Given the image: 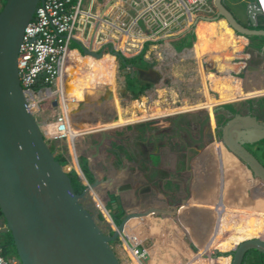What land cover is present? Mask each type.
Listing matches in <instances>:
<instances>
[{"label": "crops", "instance_id": "crops-1", "mask_svg": "<svg viewBox=\"0 0 264 264\" xmlns=\"http://www.w3.org/2000/svg\"><path fill=\"white\" fill-rule=\"evenodd\" d=\"M227 2L229 8L235 12L245 27L264 29L263 16H256L255 23H252L245 14L235 11L237 2L251 5L255 4V0H225L226 4ZM232 37L233 32L224 21L220 20L211 24H199L197 30L178 41L162 43L163 54L161 56L159 54L158 57L150 61L138 58L141 65L132 63L139 69L134 78H130L123 72L128 79L135 80L136 84L132 81L135 86L148 83L151 84L149 89L154 88V92L151 93L148 89L135 97L134 90L129 85L132 82L128 81L127 89L131 94L126 99H122L121 104L116 94L115 80L111 94L113 93L112 107L115 108L116 116L113 114L112 119L106 121V124L96 126H106L105 129H98L89 134H80L79 137L90 136L88 142L83 144L88 147L85 150L82 149L80 157L76 145L75 151L72 144L62 143L67 146L71 157L70 168L81 177L84 186H95L90 192L98 203L100 201L104 205L112 218L116 211L123 212L125 217L128 214L143 212L150 208L169 210L178 208L186 202L188 180L191 177L194 178L192 190L197 192V195L191 200H187V208L183 209L182 213L171 218H150L148 219L149 223L144 226L138 222L145 221L136 219L127 224L125 233L133 244H141L143 239L151 240V245L145 252L146 259L151 260L149 264H153L158 257L164 258L162 255L163 246L168 249V256L172 255V260L182 262L191 257L186 264L197 263L202 259L201 256L204 252L211 249L218 250L220 253L229 250L241 238L247 236L246 232L253 229L258 233L257 230L264 224L263 212L234 208L226 199L223 168L227 167L231 174L236 175L240 171L239 166L231 156L227 155L217 141L199 149L201 140L208 142L209 134H215L216 130L211 128L212 131L205 134L201 130L202 127L200 128L202 123L199 118L195 120L194 117H190L189 111L185 112L189 116H186L187 118L182 123L186 127L188 126L187 128H192L188 134H181L176 130L177 125L181 126L182 124L175 120L173 113L149 117L164 119L166 124L156 122L155 120L158 119L139 122L148 118L126 124L119 123L122 112L126 114L128 111V114L130 112V115L135 113L138 116L144 113L143 110L152 113L158 105L150 108L151 105L147 104L146 96H156L154 93L157 94L159 88H163L161 90L165 92L166 88L173 90L170 96L181 97L182 100L195 95L193 93L195 84H192L189 79L192 75L193 77L197 76L200 84V93L198 94H201L202 99L205 100L195 108L208 107L212 109L213 105L218 102L221 105L233 101L239 102L243 99H247L249 103L246 105L245 111H249L251 105L255 104L264 107V49L258 52L256 46L252 45L254 39L239 41ZM182 46L185 48L181 49ZM172 49L176 50L177 54H173L171 57L165 56L166 53H172ZM228 51L231 55H225L229 53ZM72 53L78 52L72 51ZM214 56H216L215 61L211 62L210 58ZM152 57H154L153 54H149V58ZM106 58L114 57L107 55ZM118 60L123 68L122 59ZM125 61L131 63V60ZM79 63H84L90 68L92 79L93 72L88 63L78 58L77 64ZM207 64L209 65L207 66ZM116 67L114 58L111 67V89L112 72L115 69L116 75ZM207 70L209 71L208 75L206 74ZM220 75H223V79L214 78ZM92 91L94 89L90 87V92ZM217 93H222V95L216 97ZM62 107L66 113L65 106ZM159 109H163V107ZM207 116L210 123L209 113ZM189 123H193V125ZM70 126L73 130L76 129L75 132L94 128L77 129L78 127L72 121ZM48 131L53 132L54 130L49 128ZM70 141L72 142L71 138ZM86 151L89 153L87 154ZM212 159L216 163H212ZM209 169L212 174L208 172ZM215 171L220 174L219 183L216 182V184L213 182L215 181ZM99 190L102 192V196L97 193ZM194 209L203 212L204 217H200L203 226L205 227L206 223H209L210 228L214 229L209 242H205L204 239L198 241V245L203 246L198 256L192 254L183 245L181 237L184 236V233L180 237L178 232L180 227L183 228V224L197 220L196 216H193ZM204 231L205 229H202L203 233ZM203 244L206 245L205 248ZM207 244L209 245L207 246ZM219 261L224 262L223 259Z\"/></svg>", "mask_w": 264, "mask_h": 264}, {"label": "water", "instance_id": "water-1", "mask_svg": "<svg viewBox=\"0 0 264 264\" xmlns=\"http://www.w3.org/2000/svg\"><path fill=\"white\" fill-rule=\"evenodd\" d=\"M43 2L6 0L0 10V213L20 264H121L112 244L120 239L126 224L132 219L171 218L182 213L187 200L197 195L192 190L194 178L188 180L186 202L178 208H150L128 214L116 226L113 236L99 228L80 201L95 186H87L82 194L75 191L69 174L56 159L31 112L21 85L18 57L25 29ZM215 6V18L202 19L201 24L222 20L233 32L232 38L257 39L264 44V29L245 27L225 0H215ZM235 11L245 14L252 23L261 14L255 4L244 2H237ZM228 52L225 55H231ZM83 53L101 57L85 50ZM215 57L210 58L211 62ZM122 64L124 74L134 78L139 69L125 60ZM206 72L208 75L209 71ZM222 76L214 78L223 79ZM246 101L217 106L234 104L220 121L217 107L214 109L217 129L210 141L221 142L264 186V163L255 154V147L264 141V118L255 110L258 105L251 106L249 111L241 109ZM182 114L185 112L175 115ZM200 143V150L209 145L203 139ZM192 212L193 216L203 217L199 209ZM250 253L264 257V239L252 238L237 244L230 256L231 264H246Z\"/></svg>", "mask_w": 264, "mask_h": 264}, {"label": "built area", "instance_id": "built-area-1", "mask_svg": "<svg viewBox=\"0 0 264 264\" xmlns=\"http://www.w3.org/2000/svg\"><path fill=\"white\" fill-rule=\"evenodd\" d=\"M263 1L255 0L257 10L261 11L259 4ZM216 14L215 0H44L25 29L18 57L21 85L31 112L36 117L43 102L62 106L60 95L57 94L58 82L72 51L92 58L96 57L83 53V50L101 55L100 58L110 55L116 60L144 58L150 61L163 54L162 43L180 40L197 30L202 19H213ZM260 15L263 16L262 13ZM149 54L154 57L149 58ZM173 54L177 52L172 49V53H166L165 56L171 57ZM155 98L146 96L147 104L152 103ZM35 104L41 106L39 111H35ZM155 119L159 118L143 121ZM44 124H40V127L48 142L69 143L71 119L67 112L59 113L51 124L57 129L53 135L45 131L49 125L43 127ZM76 140L69 143L75 151ZM71 169L68 167V170ZM94 201L106 221L116 230L104 205L99 199L100 204L95 198ZM150 218L161 217L136 220L147 221ZM196 218L197 220L183 224V228H180L187 237L184 239L188 242V249L198 256L203 248L198 245V241L205 239L206 234L213 233L214 229L210 228L209 223L204 227L200 216ZM1 226L0 224V264H20L17 258L5 256L1 246ZM202 229H205L204 233ZM120 238L129 247L131 252H126L134 263L133 257L143 259L146 248L142 243L133 244L125 229ZM219 253L215 249L208 250L202 254L200 261L209 262Z\"/></svg>", "mask_w": 264, "mask_h": 264}, {"label": "rangeland", "instance_id": "rangeland-1", "mask_svg": "<svg viewBox=\"0 0 264 264\" xmlns=\"http://www.w3.org/2000/svg\"><path fill=\"white\" fill-rule=\"evenodd\" d=\"M5 1L6 0H0V10L2 9ZM228 2H227V5H228ZM199 30H200V28H199ZM253 43L256 44L257 42L254 41ZM183 48H185V46L181 47V49H183ZM106 57H107V55L105 56V58ZM116 66H117L116 67V75H115V69H113V72H112V89L111 90H113V82L116 80V84H115L117 87L116 94H117V96L120 100V103H121L122 99H124V98L126 99L131 94V92L127 89L128 81L129 82L134 81V84H136V82L133 79L132 80L128 79V77L123 74L124 70L121 67L119 60H116ZM189 79H190V82H192V84H195V89H193L194 90L193 93H195V95H192L190 98L186 97V98H184V100H182L181 97L175 98V96L172 95L174 97V99H173V97L170 96L171 95L170 93L173 92V90H169L168 88H166L165 89L166 92H165L164 90H161L163 88H159V92H157V94H156V92L154 93V95H156L154 97H156V98L152 103H150V105H151L150 108H154V107H156V105H158L156 108L159 109L160 107H163L162 110H167V111L169 110L168 112H170V111L176 110L178 108L190 107V108H188V110H183V112L189 111L190 117L197 116L200 120V123H202V119L204 118V114L213 111L214 108L208 109V110H205V109L199 110V108H202V107L195 108L196 106L204 103L205 100L202 99L201 94L200 95L198 94V93H200L199 92V85L200 84L198 83L199 80L197 79V76L195 75L193 77V75H192V76H190ZM210 79H211V81H213L212 77H210ZM64 85H65V94H64V102L63 103L65 106L66 112L68 111V114L71 118L72 123L75 124V126L78 127L79 129L94 126V120L99 119L100 115L101 116L103 115V116L101 117L102 120H100V119L99 120L102 121L103 123H105V121L107 119L104 117V114H101L102 111H105V110L109 111L110 116L112 115V117H113V114L116 116L115 109H113V107H112V102H110L109 105H108V103L104 104L107 99L110 101V98H111V91H110L109 87H106V88L105 87L104 88L103 87H95L94 91L90 92V87L92 86L91 70L86 64H84V63L77 64L76 63V64H74V67L69 66V68L67 69L66 75H65ZM98 85L99 84H97V86ZM129 85H131V84L129 83ZM171 89H173V88H171ZM200 89H201V87H200ZM148 91L153 93L154 88L153 89L151 88ZM212 100H213V98H212ZM79 102H81V103H79ZM41 106H42L41 111L39 114H37L36 119H37L39 125L42 124L43 122H46V124L43 123L44 124L43 127H46L47 125L53 124L55 122V118L57 117V115L59 113L63 112V107L61 105L56 106V105H51L50 103L43 102V103H41ZM99 112H100V115H99ZM162 112H164V111H162ZM178 113H180V111L175 112L173 114L175 115ZM125 115H128L129 117L133 116V114L130 115V112L128 114V111L126 112ZM142 116H143V114H141V116H138V117H142ZM174 117H176V115ZM163 120L164 119H162V120L158 119L155 121L158 123L159 122L164 123ZM210 123H209V119H208V122L203 127L205 134H207L208 132H211L213 129ZM108 124L111 125V123H108ZM164 124H166V123H164ZM55 127L56 126H54V127L50 126V127H48V129L49 128L54 129ZM178 128H179V130H178ZM216 128H217V126H216ZM91 129H93V128H91ZM188 129H192V128H188ZM176 130L181 134H188V130L186 128L180 126V125H177ZM54 131H55V129H54ZM209 135L211 137L215 134H213V135L209 134ZM210 137L208 138L209 144H211L213 142V141H210ZM120 143H122V142H120ZM126 146L128 148V145H126ZM128 155L130 156V153H128ZM261 161H263V160L261 159ZM212 163H216V161H214L212 159ZM66 169L68 170V168H66ZM208 172L212 174L210 169ZM209 173H208V175H209ZM215 174H216V171H215ZM215 179L217 180L218 176ZM213 182L216 184V181H213ZM244 189H243V193H246L249 198L245 199V195H244V197H242L243 198L242 201L239 202V204L241 207H243V206L246 207V204L248 206L252 205V209H253V206H254L253 203L257 200V198H256V200H254L255 196L249 195V194H251V191H252L251 189H248V190H247V188H244ZM234 193H235L234 189L231 188V192L228 195V201H229V199H233ZM236 202H238V200H236ZM260 212L264 213V210H262ZM137 221H140V220H137ZM138 223H140L142 226H144L149 222L147 220L145 222H142V223L138 222ZM0 224L2 225L1 226V232H7V228H6V225H5L3 218H0ZM178 232H179V236L181 237L183 235L181 228H179ZM212 235H213L212 232L209 234H206L204 241L209 242L212 238ZM184 238L187 239V237L183 236V237H181V242L183 243V245H185L188 248V246H187L188 242ZM142 244L147 249L149 247V245H151V240L143 239ZM124 245H125L124 241L120 238L117 242H114L112 244V247H113L114 251L116 252L117 256L119 257L121 264H135L132 261V259L130 258L129 254L126 252V249L123 248ZM232 252L233 251L228 252V253H224V254L226 256H229ZM162 255L164 258L161 259L158 257V259L153 264H186V262L188 260H190V258H191L190 257L187 260L182 261V262L172 260L173 259L172 255L168 256L169 255L168 249L164 246H163ZM144 259H145V257H143L142 260H144ZM200 260H198V262L194 263V264L203 263V261H200ZM211 260H214V259H211ZM171 261H173V262H171ZM260 262L258 264H264V261H260ZM204 263L211 264L210 261L204 262ZM147 264H149V263H147Z\"/></svg>", "mask_w": 264, "mask_h": 264}, {"label": "trees", "instance_id": "trees-1", "mask_svg": "<svg viewBox=\"0 0 264 264\" xmlns=\"http://www.w3.org/2000/svg\"><path fill=\"white\" fill-rule=\"evenodd\" d=\"M78 58L83 59L84 62L88 63V65L92 69V72H93L92 79H91L92 80V86H91L92 89H94L95 87H103V88L109 87L110 88V85H111V67H112L114 58L109 59V58H105V56H104L102 59H96V58H92L90 56H86V57L82 56L79 53H74L71 56V59H73V60H76ZM130 62L133 63L134 65H141V64H139L140 60H137V59H135V60L133 59ZM97 84H99V85L97 86ZM150 86H151V84H148V83L142 84L140 86H135L132 82L130 88L132 90H134L135 97H138L139 95L144 93L146 90H148L150 88ZM110 91H111V88H110ZM236 95H239V94H236ZM110 102H112V94H111L110 101L107 99L104 104L108 103V105H109ZM79 103H81V102H79ZM233 105L234 104H228V105H225L222 107H217L215 109L216 110V116H217L219 121L221 120V118L223 116L228 114L229 110H231ZM236 105H239V103H236ZM113 109H115V108L113 107ZM100 112H99V115H100ZM101 114H104V117L107 119L106 121L112 119V115L110 116L109 111H106V110L102 111ZM102 116L100 115V118H99L100 120H102L101 119ZM186 116L188 117L189 115L182 114V115H179L178 117L176 116L175 120H177L179 123L182 124L183 120L187 118ZM194 118L196 120L198 117L194 116ZM194 118H193V120H194ZM99 119H95L94 120V126H91V127H96V126H100V125L107 123L106 121H105V123H103ZM207 122H208V116L206 113V114H204V118H203L202 124H200V128L201 127L203 128ZM193 123H189V124L193 125ZM181 126L184 127L185 125L182 124ZM91 127H85L82 129L91 128ZM77 129H79V128H77ZM74 130H76V129H74ZM89 138H90V136H86V137L82 136V137L77 138L75 145H76V149H77V153H78L79 157H80L82 149L85 150V148L88 147V146L85 147L83 144H84V142H88ZM70 142L71 141L69 138V143ZM48 143H49L51 149L53 150V153L55 154L56 159L60 162L61 166L65 169L70 167L71 166V157H70L67 146L62 145V143L58 142V141H50ZM86 153L88 154L89 152L86 151ZM255 154H257L259 156L260 160L262 159L263 160L262 162L264 163V141L256 146ZM66 171L69 174V177L72 181V185H73V188L75 189V191L78 194H82L83 191L87 187L82 184L81 177L73 169H71V170L66 169ZM97 193L99 195L101 194V196H102V192L100 190ZM80 201H81V204L83 205V207L86 209V211L93 217V219L95 220V222L97 223L99 228L106 235L113 236L115 230H114L112 224L108 223L106 221V219L103 217V215L100 213V211L98 210V208L95 204L94 198H93V194L89 191L87 194H85L83 196V198L80 199ZM0 218H2L1 213H0ZM123 218H124V213L116 211L115 214L113 215L112 219H113L115 225L118 226L121 223V221L123 220ZM1 246L3 248L5 256L17 258L16 249L13 245V239L11 237V234L8 231L1 233Z\"/></svg>", "mask_w": 264, "mask_h": 264}, {"label": "bare ground", "instance_id": "bare-ground-1", "mask_svg": "<svg viewBox=\"0 0 264 264\" xmlns=\"http://www.w3.org/2000/svg\"><path fill=\"white\" fill-rule=\"evenodd\" d=\"M254 40L257 43L256 44L253 43L252 45L256 46V49H257L258 52H261V50L264 49V44H260L258 42L259 40H257V39H254ZM72 54L73 53L71 52L70 55H69V60H68L67 66L65 67L64 74H63L62 78L58 82V88L59 89L57 90V94L60 95L62 106L64 105V103H63L64 102V94H65L64 80H65V75H66L67 69L69 68V66L73 67L74 64H76L78 62V59H76V60L71 59ZM193 54H194V57H195L196 56L195 49H194ZM102 58H100V59H102ZM200 61H201V59H200ZM115 62H116V59H115ZM217 94H218V96H216V97H220L222 95V93H217ZM219 103L220 102H218V104L213 105L212 108L215 109L218 105H220ZM40 108H41V106L35 104V111H39ZM188 108H190V107L178 108V109L172 110L170 112H168L169 110L168 111L166 110V112H162L164 110L156 108V109H153L152 113H150L148 110L147 111L143 110L144 113H143L142 117H138L134 113L133 116L130 117V118H129V116H126L122 112L119 123L120 124H126V123L133 122V121H136V120H139V119H144V118L155 117V116H160V115H164V114L175 113V112L182 111V110H188ZM199 109L200 110L201 109L208 110L209 108L208 107H202V108H199ZM213 111L209 112V117H210V122H211L210 124H211L213 130H215L216 129V120H215V116H214V112ZM50 126L54 127V125H49L48 127H50ZM48 127L45 128V131L48 132L49 135H53L54 133L57 132L56 127L54 128L55 131L49 132L48 131ZM103 127H94L93 129H88V130H82V131H76L75 132L73 130V128L70 126V135L69 136H70V138H71V140L73 142L76 138H78L80 136V134H88V132H91L93 130L105 129L106 126H103ZM217 142L221 144V147L227 153V155L231 156V158L239 166V170H240L236 175H233V174L230 173V171H229V169L227 167L224 166V168H223L224 169L223 170L224 171V183L226 185V199L228 200V195L231 192V188H233L234 192H235L233 194V196H234L233 199H229L230 205L233 206L234 208H237V209H245V210L248 209L250 211H255V212H260V211L264 210V186L260 182H258L257 180L252 178L250 171L243 164H241V162L232 153H230L221 142H219V141H217ZM219 150H220V146H219ZM220 153H221V150H220ZM221 158H222V156H221ZM216 174H215L214 180L217 183H219L220 174H219L218 171L216 172ZM217 176H218V179L216 180L215 178H217ZM244 188H247V190L251 189L252 191H251V194H249V195L255 196V198L253 197L254 200H256V198H257V200L253 203L254 204L253 209H252V205L248 206L246 204V207H244V206L241 207L240 204H239V202L242 201V199H243L242 197H244V195H245V199L249 198L246 193H243V189ZM236 200H238V202H236ZM251 218H253V217H251ZM257 231H258V233H256L253 229H251L249 232H246L247 236L241 238L237 244H239L240 242H243L244 240H248V239H252V238H262V239H264V224H262ZM237 244L235 246H233L231 249L223 251L222 254L233 251L236 248ZM123 248H125L127 251H130V249L127 246V244H125V246ZM144 257H145L144 260H139V259H136V258L133 257V259L135 261V264L151 263V260L148 261V259H146V257H147L146 254H145ZM221 259H223L224 262L219 261ZM210 262H211V264H231V258L230 257L221 256V257H218V258H216L214 260H210ZM205 264H208V263H205Z\"/></svg>", "mask_w": 264, "mask_h": 264}, {"label": "flooded vegetation", "instance_id": "flooded-vegetation-1", "mask_svg": "<svg viewBox=\"0 0 264 264\" xmlns=\"http://www.w3.org/2000/svg\"><path fill=\"white\" fill-rule=\"evenodd\" d=\"M249 103L246 101L245 103H244V105H241V109H243V110H245V108H246V105H248ZM251 105V104H250ZM257 104H255L254 106L253 105H251V106H253V107H255ZM250 109V108H249ZM256 110V112H258V113H261L262 114V116H263V118H264V107H262V105L260 106V105H258V108L257 109H255ZM217 129V128H216ZM201 130L202 131H204L202 128H201ZM256 148V147H255ZM221 256H226L225 254H221V253H219L218 254V256L216 257V258H218V257H221ZM229 256H231V254L229 255ZM229 256H226V257H229ZM215 258V259H216ZM260 261H264V257L263 256H259L258 254H255V253H250L249 254V256H248V258L246 259V264H258ZM261 263V262H260Z\"/></svg>", "mask_w": 264, "mask_h": 264}, {"label": "clouds", "instance_id": "clouds-1", "mask_svg": "<svg viewBox=\"0 0 264 264\" xmlns=\"http://www.w3.org/2000/svg\"><path fill=\"white\" fill-rule=\"evenodd\" d=\"M259 6H260L261 13H262V15L264 17V4L263 3L262 4L260 3Z\"/></svg>", "mask_w": 264, "mask_h": 264}]
</instances>
